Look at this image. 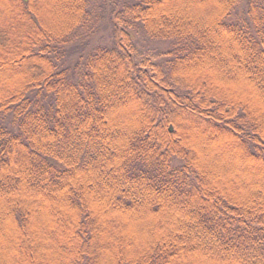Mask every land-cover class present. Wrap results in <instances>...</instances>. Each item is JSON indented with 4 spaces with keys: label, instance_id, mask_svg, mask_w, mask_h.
<instances>
[{
    "label": "trees",
    "instance_id": "16d2710c",
    "mask_svg": "<svg viewBox=\"0 0 264 264\" xmlns=\"http://www.w3.org/2000/svg\"><path fill=\"white\" fill-rule=\"evenodd\" d=\"M0 264H264V0H0Z\"/></svg>",
    "mask_w": 264,
    "mask_h": 264
},
{
    "label": "rangeland",
    "instance_id": "374dc122",
    "mask_svg": "<svg viewBox=\"0 0 264 264\" xmlns=\"http://www.w3.org/2000/svg\"><path fill=\"white\" fill-rule=\"evenodd\" d=\"M241 89H242V91H246L245 88H242V87H241Z\"/></svg>",
    "mask_w": 264,
    "mask_h": 264
},
{
    "label": "water",
    "instance_id": "95a60500",
    "mask_svg": "<svg viewBox=\"0 0 264 264\" xmlns=\"http://www.w3.org/2000/svg\"><path fill=\"white\" fill-rule=\"evenodd\" d=\"M171 130H172V127H171Z\"/></svg>",
    "mask_w": 264,
    "mask_h": 264
}]
</instances>
